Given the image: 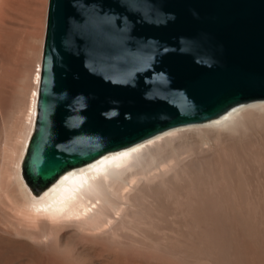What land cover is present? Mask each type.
I'll list each match as a JSON object with an SVG mask.
<instances>
[{
    "label": "bare ground",
    "instance_id": "6f19581e",
    "mask_svg": "<svg viewBox=\"0 0 264 264\" xmlns=\"http://www.w3.org/2000/svg\"><path fill=\"white\" fill-rule=\"evenodd\" d=\"M21 3L0 0V27ZM30 3L36 15L46 9L45 0ZM38 57L15 108L0 96V264L21 254L29 264H87L89 246L124 251L120 264H264V99L34 185L24 163L38 111Z\"/></svg>",
    "mask_w": 264,
    "mask_h": 264
},
{
    "label": "water",
    "instance_id": "95a60500",
    "mask_svg": "<svg viewBox=\"0 0 264 264\" xmlns=\"http://www.w3.org/2000/svg\"><path fill=\"white\" fill-rule=\"evenodd\" d=\"M264 99V0H49L25 176Z\"/></svg>",
    "mask_w": 264,
    "mask_h": 264
},
{
    "label": "rangeland",
    "instance_id": "374dc122",
    "mask_svg": "<svg viewBox=\"0 0 264 264\" xmlns=\"http://www.w3.org/2000/svg\"><path fill=\"white\" fill-rule=\"evenodd\" d=\"M30 1L21 0L24 4L21 3L18 11H12L4 18L0 27V96L6 107L11 110L15 108L26 87L33 84L31 81L33 70L36 69L34 66H38V56L43 50L49 0H45L46 9L39 11V18V13L35 14ZM11 15L13 16L10 17ZM84 254L88 256L86 259L89 264H120L124 258V251L123 254L122 251H108L101 246H89L85 248ZM18 259L13 264H29L28 257L23 254L19 255ZM158 262L154 260L153 264Z\"/></svg>",
    "mask_w": 264,
    "mask_h": 264
}]
</instances>
